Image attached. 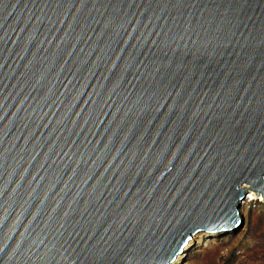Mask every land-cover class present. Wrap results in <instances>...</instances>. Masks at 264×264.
I'll use <instances>...</instances> for the list:
<instances>
[{
  "label": "water",
  "instance_id": "water-1",
  "mask_svg": "<svg viewBox=\"0 0 264 264\" xmlns=\"http://www.w3.org/2000/svg\"><path fill=\"white\" fill-rule=\"evenodd\" d=\"M245 187L264 0H0V264H176Z\"/></svg>",
  "mask_w": 264,
  "mask_h": 264
},
{
  "label": "rangeland",
  "instance_id": "rangeland-1",
  "mask_svg": "<svg viewBox=\"0 0 264 264\" xmlns=\"http://www.w3.org/2000/svg\"><path fill=\"white\" fill-rule=\"evenodd\" d=\"M245 188L249 196L239 209L241 228L218 237H198L196 246L176 264H264V201Z\"/></svg>",
  "mask_w": 264,
  "mask_h": 264
},
{
  "label": "bare ground",
  "instance_id": "bare-ground-1",
  "mask_svg": "<svg viewBox=\"0 0 264 264\" xmlns=\"http://www.w3.org/2000/svg\"><path fill=\"white\" fill-rule=\"evenodd\" d=\"M198 237H201V235H200V236H198ZM198 237H197V238H198ZM197 238H196V239H197ZM194 240H195V239H194ZM194 240H193V241H194ZM190 245H191V244H190Z\"/></svg>",
  "mask_w": 264,
  "mask_h": 264
}]
</instances>
